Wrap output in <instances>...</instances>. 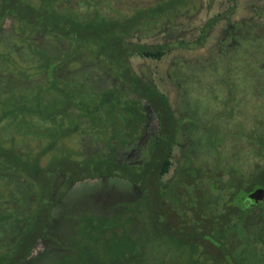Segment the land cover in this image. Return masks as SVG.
Here are the masks:
<instances>
[{
    "label": "trees",
    "instance_id": "1",
    "mask_svg": "<svg viewBox=\"0 0 264 264\" xmlns=\"http://www.w3.org/2000/svg\"><path fill=\"white\" fill-rule=\"evenodd\" d=\"M108 1L111 3L110 0ZM105 2L107 0H0V59L5 63L0 70L6 71L8 69L6 63L11 58L14 60L13 57L21 64L16 74L13 71L0 73V104L5 105L4 109L2 106L0 108L3 110V114L0 115V126L7 120L12 122L10 115L14 113L13 104H15L19 105L18 116L22 114L20 110L22 107L31 119L40 121V128L43 126L44 130V127H47L52 132L47 145L42 146L40 143L39 150L30 142L26 143L29 150L38 152L32 154L34 161L33 166L30 167L33 173L31 181L38 183L40 190L35 191L37 188L35 186L34 195L36 194L38 198H46L44 196L46 190L49 199H41L33 203L30 193L26 192L21 197H17L21 202L16 206L14 202L11 204L15 206V210L12 207L13 214L3 206L0 208V223L15 218L17 230L16 241L6 243L12 247L16 256L13 258L8 254H0V264H24V260L30 256L40 240L54 241L51 234L43 233L48 224L52 223V209L67 192L68 184L88 179L118 177L138 187L136 200L138 208L123 206V210L111 218L113 219L111 223L130 222L137 227L141 217H144L142 227L138 228L141 231L128 234L129 237H133L134 242L138 239L137 244L122 251L118 256L105 258L108 261H103L101 252L96 251L93 244L84 243L80 239L81 235L94 236L96 233L99 235L101 232L109 231L113 233L116 227L113 228L114 224L109 225L108 228L104 227L98 223L100 217L91 213L85 215L87 216L84 219L85 226H75L76 232L72 229L68 244L64 240L61 241L64 248L61 251L64 256L61 255L62 258L60 257L56 264H91L92 260L96 261V264H144L145 257L150 254L151 257L158 256L160 260L163 257L159 252L162 249L160 241L167 236L164 230L170 225L169 223L179 224L178 244L184 248V243L188 244L186 238L189 229L185 227L191 225L188 220L191 210L190 207L182 209L179 206L175 208V212L174 207L169 206L163 199V195L166 196L165 190L170 188L169 185L175 186L178 183V188L174 187L176 189L174 195L180 196L179 199L183 200L184 196L189 197L190 187H194V194L199 196L209 190L204 181L211 180L218 183L216 185L221 187V190L215 194L216 198L221 199L218 194L225 191L226 196L224 197L223 193V199L229 196L230 201L233 199L242 203L236 208L237 213L240 211L242 214V218L237 223L245 222V217L262 206L259 204L248 209L246 199L257 186L264 187V166L251 177L240 178L234 171L230 179L225 181L220 179L217 173L197 165L191 152L188 151L176 169L177 177L172 180H180V183L177 181L174 184L167 183L168 185L150 183L152 176L153 179L157 178L156 181L161 182L162 177L169 173L173 165L174 150L179 145V132L185 126V118H178L168 99L134 70L131 58L137 56L160 60L167 51L178 44L147 45L130 40L136 34L153 31L164 17L173 14L171 18L174 19L179 14L175 9L180 5L189 4L191 0H166L148 7L135 5L128 8L127 13L119 11L112 16L108 15ZM228 2L230 5L225 12L215 15L205 24L202 34L196 41L197 45L203 44L207 31L216 23L231 18L237 3L236 0H228ZM7 21L13 23L9 30H6ZM188 45L186 41L179 42L180 47ZM27 74L31 75L27 76ZM260 81L257 82L260 84L253 82V85L255 83L257 87L261 85L260 89H263V93L259 95L264 99L262 70ZM240 82L241 79L238 83ZM248 82L250 85V77ZM31 86L32 90L29 89ZM36 87L41 90L38 91ZM152 90L154 92L149 96L147 93ZM258 90L257 88V95ZM192 93L191 91L190 94ZM53 95L61 99L63 106H54ZM146 96L154 105V111L158 115L159 130L153 135L149 133L147 125L146 129L144 126L146 114L143 113V100ZM157 96L162 103H158ZM45 107H48L47 113ZM19 121L24 122L23 118ZM123 122L128 125L125 127L126 130H122L120 126ZM135 130L139 131V136H133ZM196 132L193 134L190 131L195 139L191 148L195 146L200 149L203 148V141L201 137L195 135ZM76 134L86 136L83 139L85 141H81L84 143L83 146H80V141L75 147L66 142ZM246 139L256 149L254 154L264 158V133L253 130L247 134ZM130 152H136L134 161L124 162L120 156ZM47 156L48 164L58 165L56 175H50L43 167V161ZM16 160L21 161L17 154ZM23 164L28 166L29 162ZM94 164L106 169L98 168L95 173H91L90 168ZM60 175L64 176L60 179L65 183L66 190L58 187ZM182 183L187 186L185 192H182L180 186ZM224 183L235 184L228 189ZM130 204L134 206L132 201ZM163 207L166 208L163 213L159 212L158 210ZM156 212H159V215ZM127 213L130 216L126 218ZM78 220L75 218L69 226ZM167 222L168 224H165ZM200 222L201 220L196 218L194 227L199 229ZM196 232L197 235L201 234L199 230ZM122 233L124 232L121 231L120 234ZM166 238L168 239V236ZM204 241L205 238L202 237L201 242ZM14 253L12 254L15 255ZM203 254L205 253L202 251L200 258ZM226 254L230 256V250L224 252V259L213 258L210 264H220L225 260ZM177 258L172 252H168L159 263L171 264Z\"/></svg>",
    "mask_w": 264,
    "mask_h": 264
},
{
    "label": "rangeland",
    "instance_id": "2",
    "mask_svg": "<svg viewBox=\"0 0 264 264\" xmlns=\"http://www.w3.org/2000/svg\"><path fill=\"white\" fill-rule=\"evenodd\" d=\"M110 1L111 3L108 0L105 2L107 3L105 9H108V15L112 16L119 11L127 13L130 7L135 5L155 6L166 0ZM236 3V10L229 20L218 22L211 29H207L206 40L201 46L197 45L196 41L202 34L203 27L215 15L227 10L230 5L228 0H191L189 4L180 5L175 9L179 11V14L174 19L171 18L173 14L164 17L153 31L136 34L130 40L147 45L178 44L172 50L167 51L160 60L143 59L137 56L131 58L134 70L168 99L178 118H185V126L179 132V145L174 150L173 165L169 173L162 177L161 182L156 181L157 178L153 179L152 176L150 183H163V185L180 183V180H176L177 182L172 180L177 177L176 169L188 151L191 152L197 165L207 171L217 173V176L225 181L230 179L234 171L240 178L242 176L251 177L264 166V158L254 154L256 149L246 139L247 134L253 130L264 133V99L259 95L263 93V89H260L261 85L257 87L260 84L257 82H261L260 71L264 72V0H236ZM12 24V21H7L6 30H9ZM181 41H186L189 45L180 47L179 42ZM11 59L6 63L8 69L4 72L0 70V73L13 71L16 74L21 64L16 61L15 57H13L14 60ZM3 65H5L4 60L0 59V67ZM29 75L31 74H27ZM249 77L251 78L250 85ZM240 79L241 82L238 83ZM253 82L257 85L256 83L253 85ZM32 88L31 86L29 89L32 90ZM257 88L259 89L258 95ZM36 89L41 90L38 87ZM191 91L192 94H190ZM153 92L154 90L147 94L151 96ZM53 98H55L54 106H63L59 97L53 95ZM157 98L158 103H162L158 96ZM143 101V113L146 114L145 129L147 125L150 134L158 133V115L154 111V105L150 103L147 96ZM1 106L3 108L5 105L0 104V108ZM18 109L19 105L13 104L14 113L10 115L12 122L4 121L0 126V203L2 202L1 206L9 209L11 214L17 203L21 202L17 197H21L26 192L30 193L33 203L37 200L49 199L46 190L44 195L46 198H38L36 194L34 195L33 188L38 183L31 181L33 173L30 167L33 166L34 161L32 154L38 152L33 149L29 150L26 143L30 142L39 150L40 143L42 146L47 145L52 132L47 127H44V130L43 126L40 128V121L31 119L22 107H20L22 114L18 116ZM45 112H48V107H45ZM2 114L3 110H0V115ZM22 118L24 122L19 121ZM27 118L30 119L26 121ZM120 126L124 130L128 125L123 122ZM186 126L193 134L198 130L195 135L202 138L203 148L198 149L195 146L191 148L195 139ZM138 134L139 131L135 130L133 136H139ZM85 137V135L76 134L66 142L68 141L70 146L75 147L76 143L83 141ZM83 145L84 143L81 142L80 146ZM16 154L19 155L21 161L16 160ZM120 157L124 162H133L136 152L123 154ZM47 161L48 156L43 161L46 172L56 175L58 165L48 164ZM24 162H29V167L24 166ZM98 168L106 169V167L94 164L90 168L91 173H95ZM80 173L79 171L78 174ZM61 177L64 176L60 175L58 187L63 190L65 183L60 179ZM204 184L209 187L206 193L196 196L194 187H190L189 197L184 196L183 200L179 199L180 196L174 195L176 191L174 187L178 188V183L175 186L169 185L170 188L165 190L166 196L163 195V199L169 206L174 207L175 212V208L179 206L182 209L190 207L188 220L191 225L185 227L189 229V232L186 238L188 244L184 243V248L178 244L179 224L166 225L164 231L168 239L166 236L160 241L162 249L159 252L160 256L163 255L161 259L163 260L168 252H172L173 256L178 258L171 264H210L213 258L223 257L224 259L223 254L227 253L228 249L231 255L226 254L227 257L225 256V260L220 264H264V201L260 202L262 206L259 207V212H255L250 218L245 217V222L237 223L242 218V214L240 211L237 213L236 208L242 203H238L237 199V201L233 199L230 201L229 196L223 199L222 194L224 193L225 197V191L218 194L221 199L216 198L215 194L221 190V187L216 185L218 183L207 180ZM224 184L229 189L235 183ZM180 186L182 192L187 190L184 183ZM67 187H69L67 192L52 209V223L50 222L47 226L59 249L63 251V240L66 243L70 241L72 229L76 232L75 226H85L84 219L87 217L85 215L91 213L100 217L98 223L104 227L108 228L113 224L115 225L113 228L116 227L115 233L109 231L101 232L99 235L96 233L94 236L81 235L80 239L84 243L93 244L96 251L101 252L103 261H108L105 258L111 259L118 256L122 251L137 244L138 239L134 242L133 237H129L128 234L141 231L138 228L142 227L144 217H141L137 227L130 222L111 223L113 220L111 218L123 210V206L129 207L130 205V208H138L136 200L139 190L137 186L118 177H102L70 183ZM38 188L39 186L35 191L39 192ZM41 192L44 193L43 190ZM10 201L14 202L13 210ZM131 201L134 206L130 204ZM144 207L143 204V209ZM165 209L163 207L158 211L163 213ZM159 212L156 214L159 215ZM129 216L127 213L126 218ZM75 218L79 220L69 226ZM196 218L201 220L199 229L194 227ZM14 220L15 218L12 221ZM233 224L235 226H232ZM11 226L17 232L15 221ZM197 230L201 234L197 235ZM121 231L124 233L120 234ZM229 233L231 235L228 236ZM202 237L205 238L203 243L201 242ZM144 241L147 242V235ZM144 241L143 245H145ZM44 244L45 240L42 241V245ZM158 246L161 248L160 244ZM59 249L54 257L57 260L58 255L64 256ZM202 251L205 254L200 258ZM39 255L43 256L44 252ZM150 255L145 257L144 264L161 263L158 256L155 258ZM15 256L16 254L14 258ZM96 263L92 260L91 264ZM43 264L47 263L43 262Z\"/></svg>",
    "mask_w": 264,
    "mask_h": 264
},
{
    "label": "flooded vegetation",
    "instance_id": "3",
    "mask_svg": "<svg viewBox=\"0 0 264 264\" xmlns=\"http://www.w3.org/2000/svg\"><path fill=\"white\" fill-rule=\"evenodd\" d=\"M153 134H157V133H151V135H153ZM258 190H263V192H264V188L262 186H257L256 189L253 190L250 193V195H248V198L246 199V208L250 209L253 206L259 205L261 201H264V198H263V200L258 201L257 204L250 202L251 195H253ZM11 199H13V198L11 197ZM12 203L13 202L10 201V204H12ZM1 205H2V202L0 203V208L2 207ZM11 208H12V205H11ZM6 209H8V208L6 207ZM255 212H259V208L255 209L247 217L250 218V216L251 215L253 216L255 214ZM0 214H1V212H0ZM12 220L7 221V222L5 221L6 223L3 221L2 224H5V225L0 226V254H8V256H11L14 258V255L12 254V253H14V251H12L13 250L12 247H10L6 244L8 241L14 243L17 239V232L14 230L13 226H11L12 222H14L15 220L14 221H12ZM2 224L0 223V225H2ZM43 233L44 234L46 233L47 235L50 234L49 228L46 227L43 230ZM43 240H45V244H44L45 246L42 245ZM43 240H40L38 242L36 247L31 252L30 256L26 260H24V264H43V262H45L47 264H56V262H58L60 260V257H61L60 255H58V257H57L58 260L54 258L56 251L59 249V247L56 245V241H53L51 239H43ZM43 247L47 248L48 250H44ZM55 249H57V250H55ZM59 250L61 251V249H59ZM42 252H44V255L43 256L39 255ZM61 253H62V251H61Z\"/></svg>",
    "mask_w": 264,
    "mask_h": 264
},
{
    "label": "water",
    "instance_id": "4",
    "mask_svg": "<svg viewBox=\"0 0 264 264\" xmlns=\"http://www.w3.org/2000/svg\"><path fill=\"white\" fill-rule=\"evenodd\" d=\"M263 198H264V192H263V190H258L253 195H251L250 202L251 203H254V204H257L258 201L263 200Z\"/></svg>",
    "mask_w": 264,
    "mask_h": 264
}]
</instances>
